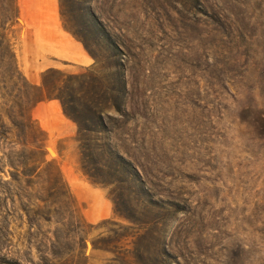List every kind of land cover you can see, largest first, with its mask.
I'll use <instances>...</instances> for the list:
<instances>
[{"label":"rangeland","instance_id":"1","mask_svg":"<svg viewBox=\"0 0 264 264\" xmlns=\"http://www.w3.org/2000/svg\"><path fill=\"white\" fill-rule=\"evenodd\" d=\"M56 24L97 62L41 56ZM49 61L63 75L91 72L87 87L102 88L121 65L126 115L111 113L110 130L149 193L127 184L118 211L147 226L127 223L108 198L114 188L81 173L76 127L52 99L65 77L47 74L41 86ZM28 107L45 134L43 157L25 148L31 165L57 168L87 226L84 249L60 252L68 264H264V0H0V264H65L50 253L57 219L39 179L11 182L8 160L24 138L10 119L23 122ZM97 239L109 249L92 248Z\"/></svg>","mask_w":264,"mask_h":264},{"label":"trees","instance_id":"2","mask_svg":"<svg viewBox=\"0 0 264 264\" xmlns=\"http://www.w3.org/2000/svg\"><path fill=\"white\" fill-rule=\"evenodd\" d=\"M72 35L82 45L94 63H96L97 57L92 52L89 44L79 35L73 32ZM109 47L113 51L118 50L119 52L118 47L111 42L109 43ZM111 68L116 78L115 84L112 87L102 88L92 85L87 87L94 80L92 73L89 71L83 74L63 75L59 71L57 72L52 69L42 75L41 86L43 89L47 87V74L56 73L65 77V81L58 88H55L56 93L52 99L58 101L65 118L76 127V142L80 155L79 166L81 173L92 185L103 188H114L110 190L108 198L113 204L114 212L121 215L127 223L133 227L147 226V222H142L131 216L130 212H128L130 210H126V214H120L118 211L120 204L128 205L127 196H123V191L127 187V184L132 185V189L136 192L135 194L139 192L140 194L147 195L149 189L138 168L125 157L126 153L118 149L119 146L117 144L121 143L119 135L114 134L110 130V125L118 122L117 119L111 117V113H115V115H119L121 118L126 115L124 106L125 97L127 96L125 78L120 70L121 65L116 63ZM72 83H78L79 87L73 88ZM21 87L25 91L30 89V86L26 83H23ZM93 89H97L98 91H94ZM91 92L92 96L89 95ZM25 94V92L22 94L23 98ZM38 102L40 100L36 101L35 104ZM29 108L26 114L21 116L23 122L14 124L10 119L11 129L21 130L24 138V141L18 143L21 147H24L22 148L24 150L15 154L16 157L12 158L13 161L8 160L9 166L15 171V173L10 174L11 182L18 185L24 181L29 188L32 182L30 178L39 179L37 182L39 191L37 193L40 196H48V200H43V202L46 204L50 201V206L54 207L53 215L57 219L55 224L58 226V229L50 242V253L54 259L65 258L63 262L68 264L69 254L66 253L63 256L60 255V252L63 250L71 251V248L75 246L84 249L85 240L88 235V232L85 230L87 226L77 215L71 195L57 168L54 167L52 173L49 174L47 168H51L52 165L51 163H45L44 158H40V160L34 162L36 164L31 165L34 152L25 148H34L35 145H38L35 149L40 153L45 140V134L29 116ZM259 121L260 123H264V114L260 115ZM259 138L264 142V128ZM40 155L43 157L41 153ZM4 156L6 157V155ZM6 158L9 159L10 157ZM43 164L45 165L41 168ZM113 192L117 196H112ZM133 197H135L136 202L142 204L140 196ZM146 203L148 207L152 204L150 200ZM42 219L49 221L45 218ZM101 240L92 241V248L108 250L107 246L99 244ZM76 264L78 263L76 262ZM162 264L164 263L162 262Z\"/></svg>","mask_w":264,"mask_h":264},{"label":"crops","instance_id":"3","mask_svg":"<svg viewBox=\"0 0 264 264\" xmlns=\"http://www.w3.org/2000/svg\"><path fill=\"white\" fill-rule=\"evenodd\" d=\"M52 31L53 38L51 39L49 46L45 47L49 52L43 50L44 54L41 56L54 57L56 60L71 62L81 67H89L92 65L93 60L89 57L83 47H81V44L74 42L65 32L62 31L59 24H56L55 27L52 28ZM56 63L57 61H49L45 64L42 70L56 68ZM32 82L36 83L37 79ZM58 107L60 109L59 104Z\"/></svg>","mask_w":264,"mask_h":264},{"label":"bare ground","instance_id":"4","mask_svg":"<svg viewBox=\"0 0 264 264\" xmlns=\"http://www.w3.org/2000/svg\"><path fill=\"white\" fill-rule=\"evenodd\" d=\"M51 152V151H50Z\"/></svg>","mask_w":264,"mask_h":264}]
</instances>
